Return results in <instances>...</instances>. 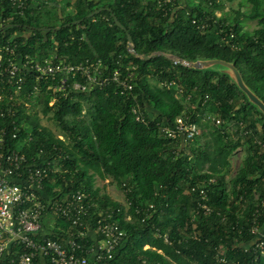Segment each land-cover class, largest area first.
Listing matches in <instances>:
<instances>
[{
	"label": "trees",
	"instance_id": "obj_1",
	"mask_svg": "<svg viewBox=\"0 0 264 264\" xmlns=\"http://www.w3.org/2000/svg\"><path fill=\"white\" fill-rule=\"evenodd\" d=\"M249 1V12L238 9L231 18L217 15L222 0H31L24 15L15 13L9 0H0V46L15 33L31 30V35L19 34L12 41L22 54L37 59L57 54L67 63L101 60L106 72L119 69L133 74L131 96L108 87L48 90L42 97V112L53 113L51 119L59 123L62 134L27 112L22 101L36 93L35 79L29 77L16 105L18 137L10 134L7 140L8 147L58 168L44 182V198L62 200L83 191L93 228L98 216L112 213L126 232L115 264H139L144 259L230 264L218 260L221 252L228 262L264 264V254L255 260L253 251L243 249L253 240L250 228L257 208L264 228V206L254 198L255 191L264 196V112L237 85L228 67L194 68L159 54L230 62L264 102V0ZM68 7L73 9L69 14ZM99 8L105 9L89 17ZM241 17L257 19L258 27L245 30ZM80 19L78 24L52 29ZM128 33L141 56L128 50ZM152 54L149 59L142 57ZM40 87L43 91L46 86ZM206 95L210 98L203 106ZM136 103L145 121L136 120L132 110ZM186 113L202 128L193 140L172 139L161 131L159 124L174 127L176 118ZM207 113L224 122L203 120ZM203 138L208 139L202 143ZM242 145L246 157L228 180L231 156ZM97 176L111 178L124 191L129 206L101 193L95 187ZM210 178L216 181L209 183ZM198 184H208L215 209L209 216L197 214L192 188ZM137 207L142 208L141 214L136 213ZM57 216L65 230L74 228L71 220Z\"/></svg>",
	"mask_w": 264,
	"mask_h": 264
},
{
	"label": "built area",
	"instance_id": "obj_2",
	"mask_svg": "<svg viewBox=\"0 0 264 264\" xmlns=\"http://www.w3.org/2000/svg\"><path fill=\"white\" fill-rule=\"evenodd\" d=\"M30 1L9 0L15 13L19 15L25 14ZM13 39L14 37L7 44L0 46V264H34L36 260H39L40 264H115L117 249L123 242L126 232L112 219V213L98 217L94 228L98 237L89 240L88 195L77 190L62 200L57 197L44 198V182L50 173L57 171L58 168H52L51 161L43 165L35 157L28 156L18 148L8 147L7 140L10 134L13 138L18 137L16 105L23 98L21 93L29 77L35 79V92L41 90L40 85L54 91H65L69 87L70 91H90L95 87L101 89L108 87L113 88L119 95L131 96L134 90L133 74H124L119 69L111 73L106 72L101 60L93 62L89 58L77 63H67L57 54L42 59L33 58L29 54L18 52L17 44L12 42ZM173 61L179 63L177 58H173ZM72 78H81L84 82L79 83ZM70 79L73 80L72 85L71 83L69 85ZM209 98V95L205 96L203 106L208 103ZM50 104H53V101ZM132 110L136 120L145 121L139 103H136ZM192 119L191 114L186 113L176 118L174 127L164 124L159 126L167 137L172 139L180 137L186 142L201 133L200 125ZM206 119L217 124L224 122L209 113L203 116V120ZM215 181V178L209 179V183ZM192 191L197 194V214L209 216L215 212L210 205L208 184H198ZM254 198L258 200L257 205L264 206V196L262 199L261 194L255 191ZM152 206L151 204L150 207ZM47 212L62 215L73 222L74 228L68 232L65 239L37 237L42 230V220ZM136 213L141 214L142 208L137 207ZM260 221V210L257 208L253 213L250 228L253 240L251 243L243 244L245 251L255 253V260L264 254V228L261 227ZM80 239H86L87 242L83 244ZM168 240V236L165 235V241ZM148 247L146 245V248ZM221 254L218 256L220 262L239 264L235 259L228 262ZM139 264L167 263L144 259Z\"/></svg>",
	"mask_w": 264,
	"mask_h": 264
},
{
	"label": "rangeland",
	"instance_id": "obj_3",
	"mask_svg": "<svg viewBox=\"0 0 264 264\" xmlns=\"http://www.w3.org/2000/svg\"><path fill=\"white\" fill-rule=\"evenodd\" d=\"M63 3L64 2H61L60 6H63L64 5ZM238 9H240L244 13L249 12L251 9L250 1L249 0H222V7L218 8L216 10V13H217V15H221L224 13V14L230 16L231 18H234L235 14H236L235 11ZM72 11H73L72 7H68L66 13L69 14ZM42 17L45 19L47 16H44V14H42ZM240 20L242 21L243 28L245 30L253 31L254 29H256L258 27V20L257 19L252 20V19H248L245 17H241ZM16 34L17 35L20 34L23 36H29L32 34V31L31 30L21 31V32L15 33L14 35H12V37H15ZM227 71H229V70H227ZM48 90H50V89H48V87L46 86L43 91L36 92L35 96H33L30 100L23 99L22 102H24V105H25L28 113H30L32 115L37 114V116H39L40 123L43 126H46L47 128L51 129L56 134H62V130L60 128L59 123L56 120L51 119L53 113H49L48 115H44L42 112V108H43L42 97L44 95H46L47 92H49ZM231 122H234V121H231ZM202 123L206 124V122H202ZM205 130H207V129H205ZM207 139L208 138H203V139H201V142L203 143ZM245 157H246V149H245V146L242 145L231 156V164L232 165H231V171L227 177L228 180L236 174L238 168L243 163ZM95 187H99L101 189V193H103V194L106 193L108 195H109L108 192L111 189H117V190L121 191L119 193V199L121 201L120 200H117V201L126 204V197L124 196V191L121 190L119 187H117L116 184L111 180V178H100L97 176L96 180H95ZM47 213H48V215L46 216L47 218H46L45 222H47L49 224V222L51 223V222L56 220L55 217L53 216V215H55V213L53 215H51L52 212H47ZM126 219L127 220L130 219V215L128 213L126 214ZM96 222H97V220H96ZM90 227H92V226L90 225Z\"/></svg>",
	"mask_w": 264,
	"mask_h": 264
},
{
	"label": "water",
	"instance_id": "obj_4",
	"mask_svg": "<svg viewBox=\"0 0 264 264\" xmlns=\"http://www.w3.org/2000/svg\"><path fill=\"white\" fill-rule=\"evenodd\" d=\"M105 8H99L95 11H93L92 13L89 14V17H93L94 15L100 13L102 10H104ZM115 21L117 22L118 26H120L121 28L125 29L124 25H122V23L120 21H118L117 17H114ZM82 20H75L69 23L64 24L63 26H59V27H53V30H59L62 27H68L70 25H74V24H78L80 23ZM127 48L128 50L136 55V56H141L136 52L135 49V45L133 43V39L131 34L128 33V41H127ZM159 54H163L166 55L167 57L173 59V58H177L179 63H182L184 65L190 66V67H194V68H205L208 66H211L213 64H222L226 67H228L231 72V74L233 75V77L235 78V81L237 83V85L247 94V96L264 112V102L258 98L245 84L243 77L240 73V71L237 69V67L227 61L221 60V59H212V60H197V61H189L180 57H177L175 55L169 54V53H159ZM155 54L152 55H142L143 58L145 59H149L151 57H153Z\"/></svg>",
	"mask_w": 264,
	"mask_h": 264
},
{
	"label": "crops",
	"instance_id": "obj_5",
	"mask_svg": "<svg viewBox=\"0 0 264 264\" xmlns=\"http://www.w3.org/2000/svg\"><path fill=\"white\" fill-rule=\"evenodd\" d=\"M120 192L121 191H119L117 189H111V190H109L108 193H109L111 199L117 201V200H120L119 199V193ZM53 214H54V212L51 213V215H53ZM47 215H48V213H46V215L43 217V220H42L43 227H42V230L40 232V234H42L41 236L42 237H46V236L47 237H51V236L62 237L63 236L62 239H65L67 237L68 232H70V228L68 230H65V224H63L61 222V220L59 219V217L56 214L53 215L56 220L51 222V223L49 222V224H48L47 222H45ZM64 231H67V234L63 233ZM88 234H89V236H90L89 238L91 240H93V239L95 240L98 237L96 235L95 229L93 227H89Z\"/></svg>",
	"mask_w": 264,
	"mask_h": 264
}]
</instances>
